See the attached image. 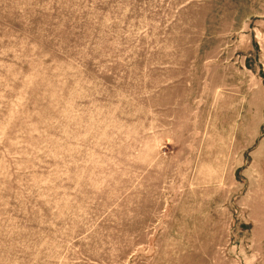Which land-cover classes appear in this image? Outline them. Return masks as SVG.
<instances>
[{
	"label": "rangeland",
	"instance_id": "1",
	"mask_svg": "<svg viewBox=\"0 0 264 264\" xmlns=\"http://www.w3.org/2000/svg\"><path fill=\"white\" fill-rule=\"evenodd\" d=\"M0 264H264V0H0Z\"/></svg>",
	"mask_w": 264,
	"mask_h": 264
}]
</instances>
